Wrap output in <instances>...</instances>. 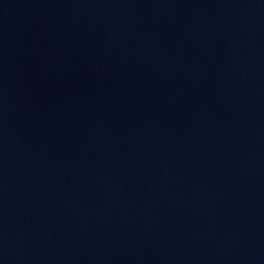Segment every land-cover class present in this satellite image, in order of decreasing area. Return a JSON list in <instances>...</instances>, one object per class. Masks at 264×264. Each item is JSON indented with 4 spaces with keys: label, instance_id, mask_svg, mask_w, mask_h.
Listing matches in <instances>:
<instances>
[{
    "label": "water",
    "instance_id": "obj_1",
    "mask_svg": "<svg viewBox=\"0 0 264 264\" xmlns=\"http://www.w3.org/2000/svg\"><path fill=\"white\" fill-rule=\"evenodd\" d=\"M0 264H264V0H0Z\"/></svg>",
    "mask_w": 264,
    "mask_h": 264
}]
</instances>
